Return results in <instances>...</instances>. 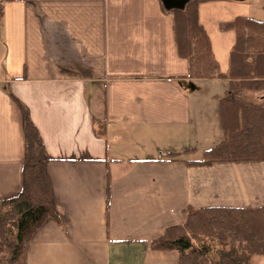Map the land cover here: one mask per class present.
Segmentation results:
<instances>
[{"label":"crops","instance_id":"obj_1","mask_svg":"<svg viewBox=\"0 0 264 264\" xmlns=\"http://www.w3.org/2000/svg\"><path fill=\"white\" fill-rule=\"evenodd\" d=\"M197 17L225 74L236 35L221 25L264 23V0L202 2ZM189 71L160 0H0V201L21 190V105L56 215L25 264H177L150 243L185 209L264 206V162L184 165L220 141L211 123L227 84Z\"/></svg>","mask_w":264,"mask_h":264},{"label":"trees","instance_id":"obj_2","mask_svg":"<svg viewBox=\"0 0 264 264\" xmlns=\"http://www.w3.org/2000/svg\"><path fill=\"white\" fill-rule=\"evenodd\" d=\"M207 1L214 0H189L183 8L172 10L162 5L173 15L177 54L188 60L189 77L227 80L218 100L222 139L205 149L201 159L183 163L192 168L264 162V104L249 103L244 97L248 92H264V23L237 18L221 25L222 30L231 29L236 35L228 71L222 74L198 22V5ZM19 107L25 136L21 190L0 201V235L10 237V256L0 264H25L33 235L56 216L41 137L27 110ZM178 156L171 154L168 160L175 161ZM183 214V223L167 228L151 241V249L176 253L177 264H252L254 258L264 259V206L189 207Z\"/></svg>","mask_w":264,"mask_h":264},{"label":"rangeland","instance_id":"obj_3","mask_svg":"<svg viewBox=\"0 0 264 264\" xmlns=\"http://www.w3.org/2000/svg\"><path fill=\"white\" fill-rule=\"evenodd\" d=\"M248 93H252V92H248ZM257 93H261V92H257ZM256 96L257 95H264V92H262V94H256L254 93ZM256 96H253L252 97H246V95L244 96L246 101L249 102V103H254V104H264V99H257L258 97ZM211 127L213 129V135L215 136L214 137V140H221L222 139V131L220 129V124H219V121L217 120L216 123L213 122L211 123ZM217 142V141H216ZM10 240V237L9 236H5L3 237V234L2 236L0 235V257L4 258V259H8L10 253L8 252V243L7 241ZM10 242V241H9ZM7 250V251H6ZM2 251V252H1ZM3 251H4V254H3ZM3 254V255H2ZM255 259V258H254ZM262 259V258H261ZM253 263V261H252Z\"/></svg>","mask_w":264,"mask_h":264},{"label":"water","instance_id":"obj_4","mask_svg":"<svg viewBox=\"0 0 264 264\" xmlns=\"http://www.w3.org/2000/svg\"><path fill=\"white\" fill-rule=\"evenodd\" d=\"M189 0H160L163 7L167 10L181 9Z\"/></svg>","mask_w":264,"mask_h":264}]
</instances>
